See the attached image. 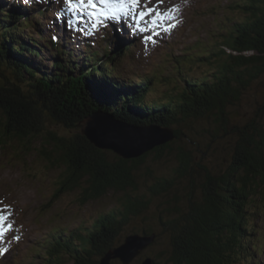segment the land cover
Returning <instances> with one entry per match:
<instances>
[{"label":"trees","instance_id":"obj_1","mask_svg":"<svg viewBox=\"0 0 264 264\" xmlns=\"http://www.w3.org/2000/svg\"><path fill=\"white\" fill-rule=\"evenodd\" d=\"M6 1L0 0V149L15 138L24 153L34 149L39 140L38 154L50 166L63 168L47 206L75 188L81 190L82 203L110 189L125 193V200L100 214L87 232L55 228L40 245L43 261L98 264L108 250L122 242V230L131 219L149 209L145 195L131 196L128 191H138L136 171L150 152L123 159L94 147L78 125L97 110L136 125L168 127L178 141L195 124L211 133L210 122L215 124L214 134L221 130L233 136L231 160L219 171L194 162L181 145L174 148L176 152L171 142L150 150L156 159L175 152L177 176L200 175L199 188L191 181L192 190L184 201L174 197L175 203L161 204L157 220L169 245V255L161 264H257L264 249L256 223L264 206L263 109H258V118L241 125L232 124L231 110L251 84L264 77V0L231 3V9L241 11L242 17L230 20L212 50L197 53L198 60H206L211 71L198 77L181 76L175 80L178 85L167 84L162 99L149 97L152 83H159L157 72L139 81L122 80L116 73V66L134 42L124 38L114 40L113 45L107 42L102 59L90 49L77 65L70 60L72 51L64 52L57 36L44 40L41 33L38 38L20 34L25 26L36 28L40 19L27 10L22 12L20 0L9 7L4 5ZM29 2L35 5L36 0ZM44 7L36 15L45 24ZM47 8L53 13L58 5L53 2ZM100 26L105 40L106 25ZM85 45L91 44L86 41ZM49 48L56 49L50 68L42 63V52L48 54ZM183 58L179 64L192 60ZM171 184V179L158 178L149 191L159 195ZM141 231L155 232L154 242L161 234L153 229Z\"/></svg>","mask_w":264,"mask_h":264},{"label":"rangeland","instance_id":"obj_2","mask_svg":"<svg viewBox=\"0 0 264 264\" xmlns=\"http://www.w3.org/2000/svg\"><path fill=\"white\" fill-rule=\"evenodd\" d=\"M16 1H6L4 5L9 7ZM38 1L39 4H49L51 0ZM60 1L63 2L64 8L73 7L71 0ZM104 2V7L98 10V16L96 18L86 16L83 23L64 21L62 13L57 11L47 16L51 24H44L42 17H35L37 4L33 6L35 9H32L28 6L29 0H20L22 12L27 8V12L40 19L36 28L25 26L20 34L38 38L41 33L46 36L44 40L50 35L59 37L60 45L66 52L72 51L73 54L69 55L70 60L75 61L77 65L82 61L81 56L90 54V49L96 50L97 58L102 59L105 53L104 44L107 42L113 45V41L120 38L137 42V45L121 58L115 68L116 73L122 80L139 81L146 75L157 72L159 83H152L149 97L159 99L163 98L167 84L178 85L179 81L175 80L181 79V76L187 74L198 77L206 71H211L212 67L207 65L206 60H198L197 53L212 50L222 34V29L230 20L242 17L241 11L232 10L230 6L231 3L240 2L239 0H104ZM101 19L106 25L105 40L101 38L103 31L98 26ZM85 41H90L92 46H85L83 43ZM41 45L45 46L42 40ZM42 53L44 54L42 63L50 68L56 49L49 48L48 54ZM185 56L192 60L187 61V64L183 63L184 61L179 64ZM38 59L40 57H37ZM210 63L216 65L213 59ZM73 71L77 72L78 66ZM261 107L263 111L260 122L264 124L263 76L252 83L239 103L232 107V124L241 125L247 120L258 118L256 114ZM50 127L56 129L51 124ZM208 129H211V133L195 124L183 132L181 140L172 139L169 142L172 143L175 152L178 145L183 146L187 153L193 155L194 162H199L213 171L226 169L231 160L234 138L230 134H223L221 130L214 134L215 124L212 122L209 123ZM40 143L38 140L37 144L33 145L34 149L24 150L23 153L25 148L21 147L19 141L10 138L7 146L0 149V245L7 248L0 255V264H46L42 259L44 250L40 245L55 228L64 227L67 230L79 228L87 232L100 214L119 206L125 200V193L110 189L97 199L82 203L81 190L75 188L62 193L51 206H47L63 168L50 166L40 153L38 154ZM103 151L111 157L118 156L109 149ZM147 152L150 153L136 171L139 189L137 192L128 191V194L145 195L150 201L149 209L142 215L132 218L122 230V234L126 236L130 233H142V229H153L161 234L153 244L144 248L128 264H141L146 257L153 258L158 264L165 261L169 255V245L166 232L159 228L157 220L161 204L165 206L169 201L171 204L175 203L174 197L179 198L180 202L184 201L192 190L191 181L195 182V188H199L200 175L174 174L177 165L175 152L165 154L160 159H156L150 150ZM158 178L171 179L172 184L166 192L153 195L149 187ZM256 223L258 235L262 237L264 244V206L256 217ZM111 263L123 264L119 259H113ZM67 264H71V261ZM257 264H264V249L258 256Z\"/></svg>","mask_w":264,"mask_h":264},{"label":"water","instance_id":"obj_3","mask_svg":"<svg viewBox=\"0 0 264 264\" xmlns=\"http://www.w3.org/2000/svg\"><path fill=\"white\" fill-rule=\"evenodd\" d=\"M78 126L80 133L94 147L109 149L125 159L139 157L173 139L172 130L168 127L155 124L136 125L118 120L111 113L97 110L90 113ZM155 236V232L127 234L121 243L99 259L98 264H112L113 259L128 264L154 242ZM141 264L154 262L152 258L146 257Z\"/></svg>","mask_w":264,"mask_h":264}]
</instances>
